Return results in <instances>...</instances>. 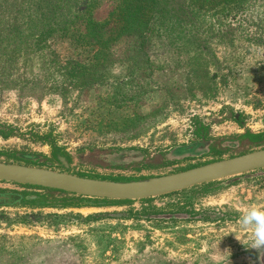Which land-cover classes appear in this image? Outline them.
Here are the masks:
<instances>
[{
    "label": "rangeland",
    "instance_id": "1",
    "mask_svg": "<svg viewBox=\"0 0 264 264\" xmlns=\"http://www.w3.org/2000/svg\"><path fill=\"white\" fill-rule=\"evenodd\" d=\"M59 3L45 36L42 20L33 35L0 23V162L26 166L13 154L35 153L48 159L40 168L63 171L34 136L52 131L69 173L129 182L206 161L139 164L190 142L194 120L213 137L264 130V0H157L142 40L126 22L142 13L137 1ZM251 208L264 210L263 172L146 204L0 207V264H225L226 250L229 264H264L239 226Z\"/></svg>",
    "mask_w": 264,
    "mask_h": 264
},
{
    "label": "trees",
    "instance_id": "2",
    "mask_svg": "<svg viewBox=\"0 0 264 264\" xmlns=\"http://www.w3.org/2000/svg\"><path fill=\"white\" fill-rule=\"evenodd\" d=\"M10 1L11 0L0 1V5H3L0 10V16L3 20L1 18L0 23L9 28L6 34H11L12 36H19L23 32L24 27H27L25 33L28 35L35 34L39 28V21L41 20L43 23H46L45 27L48 32L43 33V36L50 34L53 30H51L52 27L50 25L53 20L57 18V13H61V10L64 12V5L62 3H59L58 6L53 5L55 0H19L17 7L16 4L14 6ZM131 1L138 2V6H141L142 13L139 14L136 12L134 15L130 14L126 18L128 30L134 35H137L140 40L145 39L143 35H154V31L150 28V25H148L147 15H150V12L153 11L154 5L157 6V0H121L122 3L126 4ZM159 14L162 15V11H159ZM22 17L28 19L27 23H25V21L19 23L18 20ZM160 18L163 19L162 16ZM0 29V36H2L4 29ZM87 33L88 29L85 34L86 38L88 37ZM236 121L239 122V120ZM210 130L211 125L201 120H194L191 125L190 133L192 140L190 142L173 146L168 148V150H162L143 156L142 160L139 162L142 166L141 168L145 170L162 169L186 161L208 158L204 162L183 169L187 170L206 163L221 160L223 156L227 154L238 153V155H242L253 150L264 148V130L253 132L249 129H245L241 134L222 138L211 136ZM34 136L50 146L52 150L51 155L56 161H58L56 158L58 155H63L67 161L70 160L64 148L57 145L56 138L53 136L52 131L43 132L41 134L35 132ZM127 154L126 151H120L117 157L121 160V158L126 157ZM13 156L26 162V166L39 167L45 165L46 161H48L46 156L35 153H16L13 154ZM262 172L264 173V169L252 173ZM236 178L237 177L227 179L226 181H231ZM114 181L125 182L123 180ZM220 182L222 181L208 183L198 187H208ZM11 185L17 186L20 190L0 189V207L69 209L85 206L108 207L133 204L131 201L88 199L57 190L15 184ZM152 200L153 199L142 200L139 203L146 204Z\"/></svg>",
    "mask_w": 264,
    "mask_h": 264
},
{
    "label": "water",
    "instance_id": "3",
    "mask_svg": "<svg viewBox=\"0 0 264 264\" xmlns=\"http://www.w3.org/2000/svg\"><path fill=\"white\" fill-rule=\"evenodd\" d=\"M57 160L63 171L0 162V183L57 190L88 199L138 203L263 170L264 148L180 172L129 182L73 175L64 157L58 155Z\"/></svg>",
    "mask_w": 264,
    "mask_h": 264
},
{
    "label": "clouds",
    "instance_id": "4",
    "mask_svg": "<svg viewBox=\"0 0 264 264\" xmlns=\"http://www.w3.org/2000/svg\"><path fill=\"white\" fill-rule=\"evenodd\" d=\"M239 226L243 230L251 229L250 245L251 249L264 250V210L251 208L239 217ZM225 264H229L230 252L225 251Z\"/></svg>",
    "mask_w": 264,
    "mask_h": 264
}]
</instances>
